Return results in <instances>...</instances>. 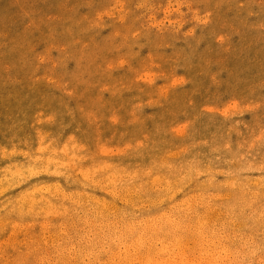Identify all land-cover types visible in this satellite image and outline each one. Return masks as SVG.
I'll use <instances>...</instances> for the list:
<instances>
[{"label": "rangeland", "instance_id": "374dc122", "mask_svg": "<svg viewBox=\"0 0 264 264\" xmlns=\"http://www.w3.org/2000/svg\"><path fill=\"white\" fill-rule=\"evenodd\" d=\"M212 262L264 264V0H0V264Z\"/></svg>", "mask_w": 264, "mask_h": 264}, {"label": "bare ground", "instance_id": "6f19581e", "mask_svg": "<svg viewBox=\"0 0 264 264\" xmlns=\"http://www.w3.org/2000/svg\"><path fill=\"white\" fill-rule=\"evenodd\" d=\"M39 135H40V134H39ZM25 137H26V136H25ZM68 149H70V148H68ZM45 153H46V152H45ZM62 155H64V154H62ZM64 163H65V162H64ZM23 166H24V165H23ZM93 167H94V166H93ZM2 170H3V169H2ZM15 171H16V170H15ZM15 171H14V172H15ZM65 171H66V170H65ZM39 172H40V171H39ZM18 173H19V172H18ZM21 173H23V172L21 171ZM39 174H40V173H39ZM3 175H4V174H3ZM193 175H194V174H193ZM15 176H16V175H15ZM17 176H20V175H17ZM60 176H61V175H60ZM103 176H104V175H103ZM163 178H164V177H163ZM108 179H109V178H108ZM210 181H212V180H210ZM12 182H13V181H12ZM143 183H144V182H143ZM15 185H16V184H15ZM128 186H129V185H128ZM141 186H142V185H141ZM48 187H49V186H48ZM48 187H47V188H48ZM174 187H175V186H174ZM12 188H14V187H12ZM32 188H34V187H32ZM131 188H132V187H131ZM28 189H29V188H28ZM132 189H133V188H132ZM135 189H136V188H135ZM42 190H43V189H42ZM148 190H149V189H148ZM36 191H37V190H36ZM145 191H146V190H145ZM118 192H119V190H118ZM120 192H122V191H120ZM151 192H152V190H151ZM32 193H33V192H32ZM45 193H46V192H45ZM63 193H65V192H63ZM139 193H140V192H139ZM48 194H49V193H48ZM60 194H61V193H60ZM116 194H117V193H116ZM175 194H177V193H175ZM175 194H174L173 196L171 195L172 198L175 197ZM178 194H179V193H178ZM125 195H126V194H125ZM140 195H141V194H140ZM140 195H139V196H140ZM111 196H112V195H111ZM171 196H170V198H171ZM112 197H113V196H112ZM125 197H126V196H125ZM134 197H135V196H134ZM136 197H137V195H136ZM162 197H163V196H162ZM14 198H15V197H14ZM56 198H57V197H56ZM128 198H129V197H128ZM147 198H148V197H147ZM170 198H169V196H168L167 199H170ZM208 198H209V197H208ZM99 199H100V198H99ZM158 199H159V197H158ZM213 199H214V197H213ZM9 200H10V199H9ZM68 200H69V199H68ZM73 200H75V199H73ZM76 200H77V199H76ZM78 200H79V199H78ZM84 200H85V199H84ZM141 200H142V199H141ZM50 201H51V200H50ZM127 201H128V200H127ZM138 201H139V200H138ZM111 202H112V201H111ZM149 202H150V201H149ZM77 203H78V202H77ZM93 203H94V202H93ZM123 203H124V202H123ZM160 203H161V202H160ZM177 203H179V201H178ZM75 204H76V203H75ZM87 204H88V202H87ZM146 204H147V203H146ZM155 204H156V203H155ZM199 204H200V203H199ZM16 205H17V204H16ZM62 205H63V204H62ZM95 205H96V204H95ZM147 205H148V204H147ZM152 205H153V204H152ZM175 205H176V204H175ZM219 205H220V204H219ZM63 206H64V205H63ZM138 206H140V205H138ZM138 206H137V207H138ZM178 206H179V205H178ZM206 206H207V205H206ZM12 207H13V206H12ZM173 207H174V206H173ZM180 207H181V206H180ZM214 207H215V206H214ZM81 208H82V207H81ZM95 208H96V207H95ZM111 208H112V207H111ZM115 208H116V207H115ZM171 208H172V207H171ZM190 208H191V207H190ZM192 208H193V207H192ZM194 208H195V207H194ZM212 208H213V207H212ZM92 209H94V208H92ZM100 209H101V208H100ZM104 209H105V208H104ZM118 209H120V208L118 207ZM224 209H225V208H224ZM76 210H77V209H76ZM81 210H82V209H81ZM102 210H103V209H102ZM167 210H169V208H168ZM195 210H196V209H195ZM6 211H7V210H6ZM95 211H96V210H95ZM204 211H205V210H204ZM220 211H221V210H220ZM171 212H172V211H171ZM205 212H207V211H205ZM216 212H217V211H216ZM94 213H95V212H94ZM98 213H99V212H98ZM110 213H111V212H110ZM166 213H167V212H166ZM230 213H231V212H230ZM40 214H41V213H40ZM108 214H109V213H108ZM115 214H116V213H115ZM171 214H172V213H171ZM173 214H175V213H173ZM185 214H187V213H185ZM185 214H184V215H185ZM193 214H194V213H193ZM202 214H203V213H202ZM204 214H205V213H204ZM135 215H137V214H135ZM164 215H165V214H164ZM195 215H196V214H195ZM195 215H194V216H195ZM218 215H219V214H218ZM110 216H111V215H110ZM169 216H170V215H169ZM171 216H172V215H171ZM186 216H187V215H186ZM196 216H197V215H196ZM121 217H122V216H121ZM131 217H132V216H131ZM175 217H176V216H175ZM179 217H180V216H179ZM192 217H193V216H192ZM212 217H213V215H212ZM229 217H230V216H229ZM115 218H117V217H115ZM125 218H126V217H125ZM133 218H134V217H133ZM170 218H171V217H170ZM177 218H178V217H177ZM186 218H187V217H186ZM204 218H205V217H204ZM213 218H214V217H213ZM71 219H72V218H71ZM172 219H173V218H172ZM182 219H183V218H182ZM190 219H191V218H190ZM190 219H189V220H190ZM228 219H229V218H228ZM259 219H260V218H259ZM112 220H113V219H112ZM131 220H133V219H131ZM158 220H159V219H158ZM168 220H169V219H168ZM187 220H188V219H187ZM223 220H224V219H223ZM91 221H92V220H91ZM120 221H121V220H120ZM123 221H124V219H123ZM175 221H176V220H175ZM181 221H182V220H181ZM190 221H191V220H190ZM204 221H205V220H204ZM216 221H217V220H216ZM220 221H221V220H220ZM94 222H95V221H94ZM115 222H117V221L115 220ZM118 222H119V221H118ZM160 222H161V221H160ZM160 222H159V223H160ZM167 222H168V221H167ZM209 222H210V220H209ZM213 222H214V221H213ZM213 222H212V223H213ZM159 223H158V224H159ZM161 223H162V222H161ZM163 223H164V222H163ZM203 223H204V222H203ZM203 223H202V224H203ZM206 223H207V222H206ZM210 223H211V222H210ZM191 224H192V223H191ZM219 224H220V223H219ZM64 225H65V224H64ZM110 225H111V224H110ZM110 225H108V226L110 227ZM114 225H115V224H114ZM162 225H163V224H162ZM171 225H172V224H171ZM237 225H238V224H237ZM58 226H59V225H58ZM61 226H62V225H61ZM104 226H105V225H104ZM158 226H159V225H158ZM222 226H223V225H222ZM49 227H50V226H49ZM109 227H108V229H109ZM112 227H113V226H112ZM128 227H129V226H128ZM133 227H134V226H133ZM195 227H196V226H195ZM206 227H207V226H206ZM214 227H215V226H214ZM219 227H220V226H219ZM114 228H115V227H114ZM114 228H113V229H114ZM166 228H167V227H166ZM105 229H106V228H105ZM113 229H112V230H113ZM160 229H161V228H160ZM160 229H159V230H160ZM174 229H175V228H174ZM190 229H191V228H190ZM210 229H211V228H210ZM219 229H220V228H219ZM86 230H87V229H86ZM110 230H111V229H110ZM164 230H165V229H164ZM164 230H162V231H164ZM75 231H76V230H75ZM103 231H104V229H103ZM120 232H121V231H120ZM129 232H130V231H129ZM170 232H174V231H170ZM181 233H182V232H181ZM184 233H185V231H184ZM186 233H187V232H186ZM209 233H210V232H209ZM217 233H218V232H217ZM103 234H105V233H103ZM166 234H167V233H166ZM168 234H169V233H168ZM176 234H177V233H176ZM178 234H179V233H178ZM187 234H188V233H187ZM199 234H200V233H199ZM201 234H202V233H201ZM210 234H212V233H210ZM213 234H214V233H213ZM169 235H170V234H169ZM172 235H173V234H172ZM184 235H186V234H184ZM189 235H190V234H189ZM203 235H204V234H203ZM203 235H202V236H203ZM166 236H167V235H166ZM206 236H207V235H206ZM208 236H209V235H208ZM221 236H222V235H221ZM221 236H220V237H221ZM57 237H58V236H57ZM171 237H173V236H171ZM185 237H186V236H185ZM187 237H188V236H187ZM137 238H138V237H137ZM169 238H170V237H169ZM244 238H245V237H244ZM244 238H243V239H244ZM96 239H97V238H96ZM161 239H162V238H161ZM163 239H164V238H163ZM165 239H166V238H165ZM170 239H171V238H170ZM190 239H191V238H190ZM198 239H199V238H198ZM204 239H205V237H204ZM210 239H211V238H210ZM168 240H169V239H168ZM182 240H183V239H182ZM199 240H200V239H199ZM165 241H166V240H165ZM183 241H184V240H183ZM183 241H182V242H183ZM239 241H240V240H239ZM86 242H87V241H86ZM140 242H141V241H140ZM203 242H204V241H203ZM217 242H218V241H217ZM229 242H230V241H229ZM231 242H232V241H231ZM172 243H174V242H172ZM198 243H199V242H198ZM198 243H197V244H198ZM205 243H206V241H205ZM207 243H208V242H207ZM253 243H254V242H253ZM162 244H163V243H162ZM175 244H176V243H175ZM197 244H196V245H197ZM94 245H95V244H94ZM108 245H109V244H108ZM110 245L112 246V244H110ZM201 245H202V244H200V246H201ZM111 246H110V247H111ZM194 246H195V245H194ZM91 247H92V246H91ZM91 247H90V248H91ZM110 247H109V248H110ZM118 247H119V246H118ZM147 247H148V246H147ZM195 247H196V246H195ZM204 247H205V246H204ZM204 247H203V248H204ZM213 247H214V246H213ZM72 248H73V247H72ZM163 248H164V247H163ZM196 248H197V247H196ZM235 248H236V247H235ZM239 248H240V247H239ZM84 249H85V248H84ZM119 249H120V248H119ZM147 249H148V248H147ZM147 249H146V250H147ZM165 249H167V248L165 247ZM200 249H201V248H200ZM207 249H208V248H207ZM207 249H205V250H207ZM232 249H234V248L232 247ZM150 250H151V249H150ZM190 250H191V249H190ZM160 251H162V250H160ZM160 251H159V252H160ZM166 251H167V250H166ZM193 251H194V250H193ZM197 251H198V250H197ZM228 251H229V250H228ZM84 252H86V251H84ZM87 252H89V251L87 250ZM98 252H99V251H98ZM98 252H96V253H98ZM125 252H126V251H125ZM147 252H148V251H147ZM168 252H169V251H168ZM203 252H204V250H203ZM162 253H163V252H162ZM165 253H166V252H165ZM169 253H171V252H169ZM169 253H168V254H169ZM243 253H244V252H243ZM246 253H247V252H246ZM251 253H252V252H251ZM77 254H78V253H77ZM99 254H100V253H99ZM150 254H151V251H150ZM158 254H159V253H158ZM205 254H207V252H206ZM237 254H238V253H237ZM252 254H253V253H252ZM155 255H156V254H155ZM244 255H245V254H244ZM247 255H248V254H247ZM249 255H250V254H249ZM144 256H145V254H144ZM153 256H154V255H153ZM210 256H211V255H210ZM227 256H228V255H227ZM238 256H239V255H238ZM73 257H74V256H73ZM97 257H98V256H97ZM107 257H108V256H107ZM114 257H115V256H114ZM147 257H148V256H147ZM81 258H82V256H81ZM98 258H99V257H98ZM112 258H113V257H112ZM115 258H116V257H115ZM149 258H150V257H149ZM79 259H80V258H79ZM101 259H102V258H101ZM109 259H110V258H109ZM130 259H131V258H129V260H130ZM207 259H208V258H207ZM106 260H107V259H106ZM121 260H122V259H121ZM121 260H120V261H121ZM147 260H148V259H147ZM151 260H152V259H151ZM97 261H98V260H97ZM112 261H113V260H112ZM122 261H125V260H122ZM126 261H127V259H126ZM152 261H153V260H152ZM152 261H151V262H152ZM106 262H107V261H106ZM113 262H114V261H113ZM145 262H146V260H145ZM151 262H149V263H151ZM80 263H81V262H80ZM124 263H125V262H124ZM156 263H157V262H156ZM104 264H105V263H104ZM147 264H148V263H147ZM212 264H213V262H212Z\"/></svg>", "mask_w": 264, "mask_h": 264}]
</instances>
